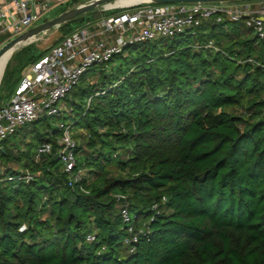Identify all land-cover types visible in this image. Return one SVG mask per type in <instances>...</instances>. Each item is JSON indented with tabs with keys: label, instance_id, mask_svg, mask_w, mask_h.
I'll return each mask as SVG.
<instances>
[{
	"label": "trees",
	"instance_id": "16d2710c",
	"mask_svg": "<svg viewBox=\"0 0 264 264\" xmlns=\"http://www.w3.org/2000/svg\"><path fill=\"white\" fill-rule=\"evenodd\" d=\"M249 59L264 62V38L210 18L89 67L59 116L87 131L82 181L68 185L48 117L0 142V264H264V71ZM116 194L148 226L132 245Z\"/></svg>",
	"mask_w": 264,
	"mask_h": 264
},
{
	"label": "built area",
	"instance_id": "2783aa9c",
	"mask_svg": "<svg viewBox=\"0 0 264 264\" xmlns=\"http://www.w3.org/2000/svg\"><path fill=\"white\" fill-rule=\"evenodd\" d=\"M52 3L53 0H0V37L16 36L38 24L41 15L50 9ZM210 18L216 21L243 20L258 38H264V2L254 6L249 1L225 0L135 3L119 12L87 20L63 34L26 67L8 100L0 105V142L24 124L41 117L62 115L64 110L58 102L77 85L82 74L89 67L108 61L126 45L157 37H171ZM207 46H213L212 42ZM249 61L264 71V62ZM57 129L60 131L55 139L57 157L67 175L68 185L72 186L82 181L84 174L83 168L76 163V140L70 125L61 121ZM50 152L51 143L45 142L37 147L35 159ZM17 177L29 181L33 175L25 170ZM80 188L86 191L82 186ZM115 198L121 202L119 215L126 232L122 242L132 245L140 233L148 230V226L143 223L137 230L126 196L116 194ZM156 206L154 204L152 208ZM86 240L94 241V233L87 234Z\"/></svg>",
	"mask_w": 264,
	"mask_h": 264
},
{
	"label": "rangeland",
	"instance_id": "374dc122",
	"mask_svg": "<svg viewBox=\"0 0 264 264\" xmlns=\"http://www.w3.org/2000/svg\"><path fill=\"white\" fill-rule=\"evenodd\" d=\"M73 0H53V3L50 7V9L46 12H44L38 23L49 20L61 12L74 7L80 3L78 0L72 2ZM81 1V0H80ZM84 1V0H82ZM88 1V0H86ZM225 1H249L251 2L254 6L259 5L260 3L264 2V0H225ZM85 2V1H84ZM135 3L138 4H149V3H155L153 0H136ZM135 3H122L121 0H118L117 2H111L108 5L105 6H100L97 9V12L95 14L89 15V17H97L102 14H112L119 12L123 9H126L128 6L135 4ZM86 22V21H85ZM78 26V24L73 21L69 23V28L74 29ZM65 33L64 30L59 29V27H54L51 28L47 31L41 32L40 34L36 35L35 37L31 38L29 41L26 43L18 46L5 60L4 65H3V72L1 74L0 78V105L4 104L15 84L17 83L19 77L22 75L26 67L30 64V62L39 54L42 53L43 51H46L51 44H53L57 39H59L63 34ZM254 33V32H253ZM14 36H8V35H3L0 37V47L6 43L8 40L13 38ZM9 76V81L6 83L5 82V76ZM85 74H82V76ZM81 76V77H82ZM71 101H77V98L74 94L69 93L68 95V101L61 99L58 102V105L61 107L63 110H68V107L71 105ZM62 121L61 117L56 116V117H48L47 118V123L49 124L50 128L56 129L57 125ZM70 118L64 120V122H69ZM40 130H42V127H39ZM87 131L85 129H82L80 127H76L72 129V135H80L81 133H86ZM58 134V133H57ZM59 135V134H58ZM28 138H26L27 141ZM75 139V138H74ZM21 149V148H20ZM22 150H24V147H22ZM5 164H2L0 162V171L3 168L2 166ZM10 166L16 167L14 163H9Z\"/></svg>",
	"mask_w": 264,
	"mask_h": 264
},
{
	"label": "water",
	"instance_id": "95a60500",
	"mask_svg": "<svg viewBox=\"0 0 264 264\" xmlns=\"http://www.w3.org/2000/svg\"><path fill=\"white\" fill-rule=\"evenodd\" d=\"M117 1L118 0H88L61 12L60 14L49 20L42 21L32 27H29L23 32L19 33L18 35L8 40L0 47V58L7 52L12 53L18 46L26 43L31 38L35 37L41 32L47 31L54 27H59L65 23H69L79 15H83L100 6H105L110 4L111 2H117ZM153 1H155V3H166V2L192 3V2H213V1H221V0H153Z\"/></svg>",
	"mask_w": 264,
	"mask_h": 264
},
{
	"label": "bare ground",
	"instance_id": "6f19581e",
	"mask_svg": "<svg viewBox=\"0 0 264 264\" xmlns=\"http://www.w3.org/2000/svg\"><path fill=\"white\" fill-rule=\"evenodd\" d=\"M122 3H135L136 0H121ZM11 53L10 52H7L6 54H4L1 58H0V75L2 74L3 72V65H4V62L6 60V58L10 55Z\"/></svg>",
	"mask_w": 264,
	"mask_h": 264
}]
</instances>
